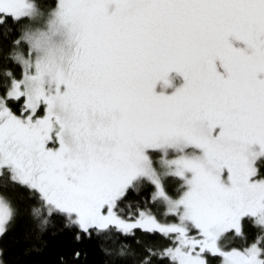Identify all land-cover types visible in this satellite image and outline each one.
<instances>
[{
	"label": "snow or ice",
	"instance_id": "6c2138e0",
	"mask_svg": "<svg viewBox=\"0 0 264 264\" xmlns=\"http://www.w3.org/2000/svg\"><path fill=\"white\" fill-rule=\"evenodd\" d=\"M18 218L104 264H264V0H0V264Z\"/></svg>",
	"mask_w": 264,
	"mask_h": 264
},
{
	"label": "trees",
	"instance_id": "16d2710c",
	"mask_svg": "<svg viewBox=\"0 0 264 264\" xmlns=\"http://www.w3.org/2000/svg\"><path fill=\"white\" fill-rule=\"evenodd\" d=\"M173 74L175 75L174 71L168 74L171 81L169 88L173 86L174 81L176 82L171 77ZM164 88L167 89L168 87ZM59 227L60 224L57 219L56 223L50 226L39 240H26L24 239V233L28 225H26L23 218H18L14 229L3 239V243L9 249V258L13 261V264H53L59 254L68 253L72 248H80L82 252L77 264H104L105 256L95 239H84L76 242L67 230H56ZM17 237L19 239H16ZM33 242L36 243L37 247L26 252L25 248Z\"/></svg>",
	"mask_w": 264,
	"mask_h": 264
},
{
	"label": "rangeland",
	"instance_id": "374dc122",
	"mask_svg": "<svg viewBox=\"0 0 264 264\" xmlns=\"http://www.w3.org/2000/svg\"><path fill=\"white\" fill-rule=\"evenodd\" d=\"M173 76H174V77H173ZM171 77H172L174 80H176V82L174 81L173 86H172L171 88H169V86H167V87H168L167 89L164 88L163 90H164L165 92H171V91L174 89L175 86L179 85V84L182 82V77H180L179 74H177V73H175V75H174V74L171 75ZM168 78H169V77H168ZM169 80H170V79H169ZM159 85H160V82H158L157 85H156V90H157V91H160V90H161V86H159Z\"/></svg>",
	"mask_w": 264,
	"mask_h": 264
}]
</instances>
